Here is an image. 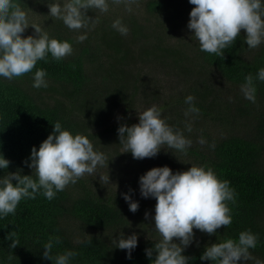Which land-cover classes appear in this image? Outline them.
Returning <instances> with one entry per match:
<instances>
[{
    "label": "trees",
    "instance_id": "obj_1",
    "mask_svg": "<svg viewBox=\"0 0 264 264\" xmlns=\"http://www.w3.org/2000/svg\"><path fill=\"white\" fill-rule=\"evenodd\" d=\"M18 2L25 11L30 6V0ZM192 7L194 5L189 4L188 0H146L145 4L147 13L160 16L171 10L170 16L181 19V22L186 21ZM89 11L87 15L93 17V11ZM50 19L48 28L52 31L49 37L67 40L73 51L60 61L50 56L47 62L38 61L32 70L34 72L37 67L46 70V80L55 86L49 87L56 94L51 100L50 96L47 100L30 88L31 73L12 80L0 78V154L10 160L7 170H0V175L4 171L13 172L18 169L21 175H30L31 169L22 161L29 156L32 146L38 148L57 120L73 134L78 132L88 138L91 135L90 127L94 125L103 127V133L115 132L119 124L127 123L121 121L109 127L108 121L115 113V107H124L131 112L135 107L136 95L141 93L145 99L163 95L160 91L161 80L157 77H154L150 85L139 81L137 76L148 67L142 57L134 51L132 53L128 43L111 24H105V21L97 24L101 34L96 36L93 44H78L60 20L53 17ZM121 20L131 29L133 37H140L144 25L139 18L132 15ZM243 36L244 31L241 30L236 41L222 50L221 56L202 52L198 47L197 56L202 61L203 77H197L193 73L194 63L188 67L182 62L181 54L174 49L159 48L163 53L158 60L165 57V60L171 61L178 76L177 86L172 83L171 88H165V91L171 92L165 106L168 104V108H180L183 112V115H179V110L171 111L166 122L183 132L186 120L184 109L187 107L184 97L191 94L200 109L193 116L208 121V126L217 125L233 133L218 139L212 137L205 128L199 129L205 143H194L184 154L191 157L195 165L211 166L219 179L230 181V187L235 192V203L227 202L232 216V222L227 228L221 226L213 235L193 230L195 240L182 253L189 257L188 264H211L209 260H200L205 245L229 237L236 239L238 233L245 229L258 234L256 247L249 249L253 259L245 264H255L256 259L264 262V81H254L257 90L254 103L246 100L239 89L244 75L252 73L255 76L257 69L264 67V43L257 48L247 49ZM148 47L153 48L151 45L144 47V57L151 55ZM154 48H158V45ZM137 60L144 67H134L132 64ZM97 65L103 71L104 85L94 88L97 100H93V112L87 111L84 116L86 121L81 122L74 116L75 106L84 99V108L90 110L85 104L87 97H83L87 95L86 88L90 86L88 72ZM131 71L135 72L136 77L129 80ZM191 71L193 76H185ZM192 82H195L194 87L190 86ZM149 92L155 95L152 97ZM60 96L65 97L67 103H62ZM175 116L178 121L174 119ZM240 123L248 129L244 136L237 134L235 125ZM183 134L190 138L186 132ZM98 177L95 172L84 175L76 183H70L63 191L57 192L52 200H47L41 194H37L34 199L22 198L15 214L0 219V264H52V261L42 258V246L50 236L60 237V242L54 243L51 250L53 255L65 249L76 250L77 255L72 258L71 264H150L155 253L152 258H147L144 249L152 248L158 240L154 230L139 231L142 232L141 237L131 253V259H126L125 251L112 244L111 234L127 231L126 227L130 224L115 203L114 195L103 192L106 186L97 182ZM72 222L81 227L82 233H89L75 240L70 230ZM11 240L16 241L15 247H9Z\"/></svg>",
    "mask_w": 264,
    "mask_h": 264
},
{
    "label": "clouds",
    "instance_id": "obj_2",
    "mask_svg": "<svg viewBox=\"0 0 264 264\" xmlns=\"http://www.w3.org/2000/svg\"><path fill=\"white\" fill-rule=\"evenodd\" d=\"M111 3L123 4L125 11L131 12L135 0H111ZM188 3L194 7L188 13L186 28L200 51L221 56L222 50L236 41L241 30L247 49L264 43V0H188ZM46 4L48 16L59 19L69 30L77 31L89 29L99 21L98 16L87 15L89 10L105 13L109 9V0H46ZM28 27L26 11L18 0H0V78L12 80L31 73L32 87L46 88V70L37 67L33 72L34 66L38 61L47 62L49 56L60 61L71 55L73 48L67 40L49 37L36 25L31 26L34 34L23 35ZM111 27L121 35L129 31L119 17L112 21ZM86 38L87 31H84L76 40ZM254 81H264V67L258 68L255 76L252 73L244 75L239 85L242 96L253 103L257 91ZM194 99L191 94L184 97L186 118L200 111ZM161 112L162 109L153 104L137 112V123L119 124L116 131L122 152H130L133 159L153 158L166 146L187 154L193 141L181 129L169 125ZM184 125L185 131H192L189 119ZM197 143L203 145L205 139L198 137ZM105 159L102 152L94 150L87 136L73 134L63 128L59 120L55 121L52 131L38 148L32 146L29 156L22 161L31 169L30 175H21L19 169L0 175V219L15 214L22 198L34 199L41 194L52 200L68 184L76 183L85 174H93L98 166L105 164ZM9 164L10 160L0 154V170H7ZM103 180L109 181V175L99 176V181ZM137 183L141 198L155 199L151 219L159 239L152 248L144 249L147 258L155 253L150 264H188L189 257L182 253L194 242V229L213 235L221 226L227 228L232 222L227 202L235 203L234 189L229 180L219 179L211 166L190 165L184 171H173L167 165L152 167L138 177ZM132 192L129 188L121 196L129 211L134 213L139 202L132 199ZM144 215L147 219L149 213L146 211ZM257 241L258 234L245 229L236 239L229 237L205 245L200 260H209L211 264H245L253 259L249 249H254ZM59 242V236H50L42 246V258L52 264H71L76 250L65 249L52 254L54 243ZM137 243L136 233L125 236L120 232L112 240L115 248L125 251L126 259H131ZM15 246L16 241L11 240L9 247ZM255 264L264 262L256 259Z\"/></svg>",
    "mask_w": 264,
    "mask_h": 264
},
{
    "label": "rangeland",
    "instance_id": "obj_3",
    "mask_svg": "<svg viewBox=\"0 0 264 264\" xmlns=\"http://www.w3.org/2000/svg\"><path fill=\"white\" fill-rule=\"evenodd\" d=\"M145 4L146 0H135V3L132 5L133 10L131 12H127L125 11L123 4L115 5L111 3V0H109V9L107 12L99 13L96 10H92L93 17H99V21L94 26H91L89 29H80L78 31L69 29L67 30L71 32L70 35L75 39L81 32L87 31V38L83 41L77 42L78 44H84L86 42H90L93 44L96 36H99L101 34V31H99L97 24L103 21L106 22H104L105 24H111L112 21L117 17H119L120 19H127L134 15L136 16V18H139V21H142V24L144 25L139 38L136 39L135 37H133V34L130 31L131 29L128 31L127 35H122V38L128 43L130 50H132V53L134 51L137 55L142 57L144 59L143 62L148 67L147 69L142 70L141 74L137 76L139 81L148 82L147 85H150L154 77H157L161 80L162 90L160 91L161 93H163V95H160V97L158 98L149 99H145L144 95L141 93L136 95L135 107H133V110L131 112L125 110L124 107H115V113L111 116L110 122L108 121V125L111 128L118 125L121 121H126L127 125L137 123V112L142 111L145 108L152 106L153 104L162 109L161 115L162 117L163 115L166 116V120H169L170 117L168 116L170 115L171 111L173 113L174 110H179V115H183V112L180 108L171 109L168 108V104H166L165 106V103L169 101L167 100L168 97L171 95V92L165 91V88H171L172 83L173 85H176V77L178 76L175 71L176 69H174L173 65L171 64V61L165 60V57H161L160 60H158V58L163 53V50L159 48L163 47L165 49H174L176 53H178L179 55L181 54L180 58L182 59V62L186 63L188 67L191 66V63H194L193 73L197 77H203V74L201 72V69L203 68L202 61L197 56V54H199L198 44L196 41L191 39V32L186 28L189 16L186 17V21L181 22V19L170 16L171 10H165L166 12H164V14L160 16L151 15L145 10ZM47 13L48 8L46 0H30V6L26 8L29 27L25 30V33L23 35L34 34V30L31 27L32 25L40 27L42 31L49 34L52 29L48 28L51 19L50 16L47 15ZM88 14H90V11ZM118 35L121 34L118 33ZM145 35H147L148 37L147 41V37H144ZM149 45L153 47H148V49L151 50V55L144 57L143 53L146 49L144 47H147ZM157 45L158 48H154V46ZM177 51H180V53ZM166 55H168V53H166ZM137 59L141 60V58ZM141 61L137 60L135 63L133 62L132 65L137 69L140 67H144ZM102 72L103 71L100 70V67L98 65L95 66V68H91L88 72L90 77V86L86 88L87 95L83 98L87 97L88 101L85 102V104L89 107L90 110H88V108H84L82 104L84 99H82L80 100L78 106H75L74 111V116H76V118L81 122L86 121V117L84 116L87 115V111L93 112L92 108L95 105V101L93 102V100L94 98L95 100H97V93L94 92V88L103 87L104 85ZM134 73V71H131V75L130 77H128L129 80L136 77ZM191 74L192 71L185 74V76H193ZM47 82L48 86L44 90H41L40 88H33L32 81L29 82V86L35 94L39 95L40 97H44L47 100H49L50 96L51 100V98L55 97L56 94L55 92H53L54 90L49 89V87L55 86H53L51 81L48 80ZM111 86H114V84H111ZM185 86H188V84H185ZM190 86L194 87L195 82H192ZM186 90L187 89H185L184 91ZM150 95L153 97L155 94L150 93ZM60 100L64 104L67 103V99L63 96H60ZM117 117H120V119L118 120ZM174 119L178 121L176 116L174 117ZM185 119H189L192 124L191 132L183 130V132H186L189 135L190 139L193 141L192 145L194 143H197L198 137H201L199 129L205 128L210 132V135L212 137L218 139H221L222 136L233 134L231 130L228 131L226 128L224 129L217 125L213 126L211 124V126H208V121L202 119L198 120L197 117L193 115ZM235 126L236 129H238L237 134L241 136H244L248 132V129L244 126V124L242 125V123ZM90 129L91 130L89 131V133L91 135L89 137V140L90 142H92L94 150L102 152L106 157L105 164L103 166H98L95 173H97L99 176L105 177L109 175V181H99V177L96 180L103 186H106L105 190L103 191L104 193L114 195L115 203L120 207L124 215V219L129 222L130 225L126 227L128 228V230L123 231V234L127 236L131 233H136L138 238H140L143 231L154 230L151 216L153 214L155 199H144L140 197L137 183L138 177L152 167H159L164 165H167L173 171H184L187 170L190 165H195L194 160L189 156H184V154L176 150H169L166 146H164L165 150L162 148L160 152L153 158L133 159L130 152H122L123 148L122 145L119 144L117 131L103 133L104 128L98 127L96 125L90 127ZM95 135L98 136L92 137ZM129 188L133 190V192L131 193L132 199L139 202V207L134 213L129 211L127 203L121 196V193L128 192ZM146 211L149 213L147 219L144 215ZM70 230L75 240L81 239L82 237H84V235H87L89 233V231L82 233L81 227L73 222L70 223ZM140 230L142 231L141 233L139 232ZM117 235L118 234H116L115 232L111 234L113 239L116 238ZM155 236V238L159 239L157 233Z\"/></svg>",
    "mask_w": 264,
    "mask_h": 264
}]
</instances>
